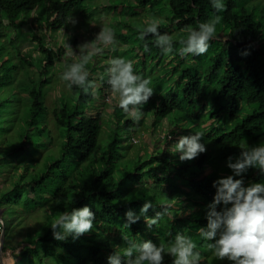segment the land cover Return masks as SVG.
Returning a JSON list of instances; mask_svg holds the SVG:
<instances>
[{
    "label": "trees",
    "instance_id": "16d2710c",
    "mask_svg": "<svg viewBox=\"0 0 264 264\" xmlns=\"http://www.w3.org/2000/svg\"><path fill=\"white\" fill-rule=\"evenodd\" d=\"M161 1L137 0L136 7L154 10ZM251 1L254 0H223L226 11L217 13L210 0H166L167 21L159 31L173 36L175 49L180 45L179 40L186 37L187 33L183 31L186 27L195 29L216 15L223 17L216 32L229 36L227 41L216 43V38L210 41L209 50L214 47L218 52L211 66V75L216 80L214 87L202 81V67L196 63L193 65V58L203 55L181 57L174 51L166 57L178 59L183 66L179 76L181 86L178 91L175 88L171 91L167 89L163 99L151 97L145 105L151 110L150 102L153 101L151 127L154 137V128L163 121L168 120L173 129L183 124L185 119L199 120L201 117L197 111L209 109L211 128L198 129L203 133L201 142L206 145L207 151L198 158L181 162L180 154H174L170 147H160L156 152L147 148L144 154L138 150L133 157L126 158L133 146L120 142L117 133L108 140L105 152L97 153L93 158L101 133L96 118L86 117L78 104L72 108L64 103L55 111L54 121L64 132L60 138L62 153L49 161L40 174L32 171L34 174L31 175L30 171L23 170L19 179L0 196V216L5 226L0 223V227L5 229L4 252L9 248L14 251L21 249L15 254L20 259L15 264H108V257L117 245L125 248L129 240L135 243L151 240L157 246L161 242L168 244L178 231L184 230L183 234L197 245L195 250L201 253L202 264H228L227 260L215 258L205 247L210 242L203 240L199 228L207 227L208 205L213 203L216 195L213 183L220 179L218 171L210 172L213 158L220 161L229 157L235 159L240 155L242 141L264 138V51L259 47L263 44L264 17L258 20L256 13L244 8ZM81 3L82 0H0V56L6 54L15 57L14 45L19 44L18 38L6 40V30H18L21 24H29L31 17H34V21H37L35 17H44L46 29L56 32L66 26L69 9L74 12L81 7ZM140 27L133 35L139 37ZM32 39L38 44L42 57L39 71L45 70L43 75L47 76L57 62L64 60L66 49L60 47L55 50L47 46L37 33H32ZM153 39L152 36L146 37L150 51L145 53L150 54L154 49L157 56L164 55L152 43ZM139 43H142L141 50H144L145 41L139 39ZM0 66L3 68L5 63L2 62ZM30 66L34 67L27 63L24 68ZM178 69L176 67L172 74H176ZM1 78L4 77L0 74V82ZM47 84L48 78L39 83L32 80L22 84L32 100L33 115L46 112L47 107L42 99ZM72 90L77 93L78 87L73 86ZM165 90L162 88V91ZM78 94V101L83 100L85 93ZM245 103L257 107L242 123L224 132L214 128L221 115L237 117ZM177 130L173 129L170 136L160 138L167 140L165 146L169 142L172 145L177 143L176 136L197 133L194 129ZM160 139L156 143L159 144ZM41 145L48 146L50 142ZM27 147L19 148L20 152L24 153ZM121 151L126 152L125 157ZM223 170L227 174L225 177L233 175L228 167ZM236 178H242L245 186L264 183V174L256 168ZM50 184L55 187L50 189ZM34 193L44 195L41 204L32 196ZM145 202L153 204L146 213L149 218H154L162 207H167L169 212L151 230L144 216L126 228L125 213L131 210L140 215ZM85 206L95 213L93 230L79 238L69 236L63 241L54 239L51 224L58 214ZM38 209L45 211L42 218L34 226L27 225L24 213ZM17 213L21 215L20 225L28 228L22 233H14L12 225H16L10 224V219ZM13 240L17 244H13ZM163 264H173V257L165 254Z\"/></svg>",
    "mask_w": 264,
    "mask_h": 264
},
{
    "label": "rangeland",
    "instance_id": "374dc122",
    "mask_svg": "<svg viewBox=\"0 0 264 264\" xmlns=\"http://www.w3.org/2000/svg\"><path fill=\"white\" fill-rule=\"evenodd\" d=\"M136 1L82 0L81 7L76 8L74 12L69 9L70 16L75 17L77 23L75 26L66 24L64 27L66 36L60 30L56 32L47 30L44 17L42 19L35 17L37 21H34V17H31V22L29 24L22 22L23 24L18 30L5 31L8 34L7 41L18 38L19 44L14 45L15 57L11 58L6 54L0 56V65L2 62L5 63L3 68L0 66V74L4 77L1 78L2 82H0V196L6 193L11 185L19 179L23 170L30 171L31 175L34 174L32 171L40 174L49 161H53L55 157L62 153L63 143L60 138L63 137L64 132L55 123L54 113L63 107L64 103L72 108L78 104L81 113H84L86 117L94 116L99 123L101 127L99 147L93 158H96L97 153L100 155L105 152L108 140L113 139L115 133H117L120 142L133 146L128 151L126 158H129L133 157L138 150L141 154H144L147 148L149 151L153 150L155 152L160 147L171 148L172 142L165 146L167 140L160 138L170 136L173 129L178 128L177 131L179 132L183 129H194L195 132H198L199 128H211L212 121H209L208 117L209 109L205 112L198 110L197 114L201 117L199 120L190 121L185 119L183 124L175 126L173 129L168 124V120H165L157 128H154V137L151 127L153 101L150 102L151 110H148L147 106L142 109L146 115L138 124L134 123L131 117L125 114L120 107L116 108L117 105L119 106V97L112 94L107 83V69L110 67L108 61L111 59L122 57L134 61L135 73L152 81L151 87L155 91L153 95L155 99L165 98L167 89L171 91L175 88L178 91V87L182 84L179 83V76L183 66L180 65L179 60L171 56L166 57V55L157 56L154 49L150 54H146L144 50H141L142 43H139V38L133 35L141 25H144L146 21L153 17H159L164 22L167 21V13H165L166 0H162L154 10L150 7L138 9ZM244 8L249 12L256 13V19L263 20L264 0L248 2ZM158 14H161V16H158ZM104 26L113 29L118 42L117 46L115 50L109 47L104 48L102 52L93 53L87 65V71L89 72L88 79L96 84V94L93 96L90 90L89 94H85L83 100L78 101L80 95L78 93H82L83 90L78 88V92L74 93L72 88L69 89L67 84L60 79V75L67 65L79 62L78 46L93 41L101 31V27ZM32 33L39 34L45 44L55 50L65 47L68 43L76 55L66 54L62 62H57L56 66L48 71L47 76L43 75L45 70L39 71L42 60L40 49L38 44L33 41ZM215 38L217 43L227 41L229 36L227 33L216 32ZM262 40L263 44L259 47L264 51V35ZM215 46H218V44H215ZM179 47L180 45H177V49ZM217 53L213 47L201 58H193V65L196 63L202 67V81L205 84L212 85V87H214L216 80L211 75V66L214 64ZM27 63L34 67L24 68ZM15 66H17V69ZM176 67H179V69L173 75L172 73ZM46 78H48V84L45 87L42 99L43 104L47 107L46 112L33 115L32 100L29 92L23 90L24 86L22 84L24 82L29 83L32 80H37L39 83L40 80ZM162 88H166V90L162 91ZM256 107L257 105L245 103L242 105L237 117L230 118L227 115H221L214 124V128L219 129V132L231 130L234 126L242 123ZM176 138L179 139V136H176ZM159 139L158 144L156 140ZM49 142L50 145L48 146H40L41 143L48 144ZM261 142H264V138L247 141V144L256 146ZM23 146L24 148L28 147L26 150L24 149V153H21L19 148ZM121 155L125 157L126 152L121 151ZM227 161L213 158L212 164L209 166V168L211 167L210 172L216 170L219 172L220 178H224L227 174L223 169L227 167ZM53 187L55 185L50 184V189H53ZM32 196L40 204L44 200L43 194L34 193ZM44 212L43 209L25 212L24 221L27 225L34 226L38 222L37 220L42 218ZM20 218L21 215L17 213L14 218L10 219V224L12 222L16 225H12L14 233H22L28 229L20 225ZM2 229L0 227V232ZM13 244H17V241L13 240ZM20 250L14 251L9 248L5 253L4 260L6 264H15V262L20 261L15 256Z\"/></svg>",
    "mask_w": 264,
    "mask_h": 264
},
{
    "label": "clouds",
    "instance_id": "9594fccd",
    "mask_svg": "<svg viewBox=\"0 0 264 264\" xmlns=\"http://www.w3.org/2000/svg\"><path fill=\"white\" fill-rule=\"evenodd\" d=\"M210 2L217 13L226 11L223 0ZM222 19L223 17L216 15L207 22L200 23L195 29L186 27L183 31L187 35L179 40L178 50L175 49L173 36L161 34L159 31L164 23L160 18L153 17L146 21L145 26L139 30L138 38L145 41V52L150 51L146 37L152 36V43L164 55L176 51L181 57L201 56L208 52L210 41L215 39L217 25ZM66 23L75 26L77 20L69 16ZM60 32L65 35V28H61ZM117 43L113 29L101 27L93 41L78 46L79 62L67 65L60 79L69 89L76 86L85 94H89L91 90V94L95 96L96 84L88 79L87 65L94 52H102L104 48L109 47L115 50ZM65 47L67 55H76L68 43ZM108 63L110 67L107 69V83L110 90L114 96L118 95L119 107L138 124L146 115L142 109L155 94L151 87L152 81L135 73L132 60L118 57ZM202 139L201 132L181 136L170 149L174 154H180L181 162L192 161L207 151L206 145L201 142ZM239 149L240 155L235 159L229 157L227 161V167L233 175L213 183L216 195L213 203L208 205L207 227L199 228V234L204 241L210 242L205 247L220 261L227 260L228 264H264V183L245 186L242 178H236L243 177L251 168H256L264 174V142L249 146L244 140ZM152 207L151 202H145L140 215L131 210L126 212L124 226L130 228L144 216L145 223L151 230L169 212L167 207H162L154 218H149L146 213ZM95 220V213L87 206L61 212L51 224L53 237L58 241L66 240L69 236L79 238L93 230ZM183 232L178 231L172 241L168 244L161 242L159 246L151 240L140 243L129 240L125 248L117 245L113 254L108 257V264H163L165 254L173 257V264H202L201 253L195 250L197 245Z\"/></svg>",
    "mask_w": 264,
    "mask_h": 264
},
{
    "label": "water",
    "instance_id": "95a60500",
    "mask_svg": "<svg viewBox=\"0 0 264 264\" xmlns=\"http://www.w3.org/2000/svg\"><path fill=\"white\" fill-rule=\"evenodd\" d=\"M0 221H2L3 223V219L1 216H0ZM4 246H5V229L3 228L0 236V264H6V261L4 260L5 259Z\"/></svg>",
    "mask_w": 264,
    "mask_h": 264
}]
</instances>
